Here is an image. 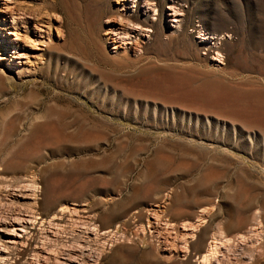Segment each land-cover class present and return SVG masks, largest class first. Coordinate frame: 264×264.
Instances as JSON below:
<instances>
[{"label": "rangeland", "instance_id": "obj_1", "mask_svg": "<svg viewBox=\"0 0 264 264\" xmlns=\"http://www.w3.org/2000/svg\"><path fill=\"white\" fill-rule=\"evenodd\" d=\"M158 75L183 79L150 92ZM220 84L264 90V0H0V119L17 118L0 264H199L213 238L210 264H264V131L200 99ZM47 111L52 143L13 164ZM59 241L91 247L50 254Z\"/></svg>", "mask_w": 264, "mask_h": 264}, {"label": "bare ground", "instance_id": "obj_2", "mask_svg": "<svg viewBox=\"0 0 264 264\" xmlns=\"http://www.w3.org/2000/svg\"><path fill=\"white\" fill-rule=\"evenodd\" d=\"M11 14L13 16V22H12L14 24L13 28L16 29L17 26H19V24L21 22L22 15H20L19 13L13 12V11L11 12ZM22 27L30 28V26H22ZM43 27H44L43 24H40V25L36 24V25H34L33 30L37 33H39V32L43 33V32H45V29ZM143 28H145V27L136 26V28H133L132 32L137 31V29H138V32H136V33H139L140 31L142 32V31H144ZM147 30H149V29H147ZM15 33H16V31L13 32L14 35H15ZM122 33H124V34H122ZM122 33L121 32L115 33V35L117 36V39H116V46L114 48L119 47V45H117V44H119V42L121 40L129 37V31L128 32H122ZM17 35L18 34H16V40H19L20 38ZM18 44H19V42H18ZM38 44H40V43H38ZM25 46L27 47V43ZM33 49H35V48H33ZM158 49H159L158 54L167 55L166 54L167 48L165 47V45L163 43H161L159 45ZM20 57L26 58V56H22V54L20 55ZM103 60L105 61L104 55H103ZM152 70H154L153 67H152ZM174 75H176V74H174ZM182 79L183 78H180L178 76L171 77L168 75L165 77H159V75H158V76L153 77L152 80H150L147 84L145 83L146 85H144V86L147 87L150 92H158V91L163 90V88H162L163 86H167L169 88L170 87L171 88H175V87L178 88ZM189 79L190 78L188 77L187 80H189ZM195 88H196V86L193 87V89L189 88L187 90L188 94L190 93V95H192L193 97L196 96L197 98H199V96H198L199 91H198V89H195ZM210 88L213 90V91H211V92H213V95L210 94L211 92L209 93L210 95H202L203 93H201L200 95H202V96L200 99L205 101L207 104H211V105H214V106H217L219 108L224 109V111H225L224 114H226V112H227L229 115H231L233 117H239V119L241 118L242 122H246V124L244 123L245 126H247V127H258L264 131V90L263 89H251V90L243 91L240 89H230L228 86L223 85V84H220L219 86L218 85L212 86ZM180 89H182V88H180ZM176 90L178 91V89H176ZM184 92H186V91H184ZM183 94H181V95L183 96ZM219 113H221V112H219ZM37 118H43V120L40 122H37V121L33 122L31 124V128L29 129L30 133L23 140L16 141L15 145L18 149H17L16 153L13 155V161H12L13 164L22 166V165H24L25 161H28V160L33 161L34 159H36V160L41 159L43 157L41 150L47 144L52 143L53 140H52V135H51L52 134L51 129L54 125L55 126L60 125L61 121L59 122V121L55 120L52 117V114H50V111H47L45 114H43L41 116H37ZM16 121H17V118H14V119H12L6 123L5 118L0 119V130L3 128V126H6L4 128V131H6V133H7V138L5 141H3V143H8L9 137H11L12 134L16 131V127H17ZM6 133L3 132L4 137H5ZM8 167H10V165ZM78 171H80V170H77L74 172H78ZM80 173L82 174L81 171H80ZM52 175L55 176L58 174L53 173ZM7 188H8V186H7ZM62 189H63V186L57 187V186L47 185L45 188V192H46V194H48V192L49 193H51V192L57 193ZM14 190L21 192L22 187L17 186L16 188H14ZM23 197H27V196H23ZM57 201H60V200L58 199L56 201H53V200H49L47 198L44 201V204L47 207H51ZM65 210H67V208H65L64 210L62 209V211L66 212ZM30 221L31 220H25V219L21 220V222H26V223H31ZM87 225H88V223H87ZM96 227L97 228H95V229H96V231H98L99 226H96ZM83 228H85V227H83ZM87 229H89V228L86 227V229H85L86 231H84V232L86 234L91 233V232L87 231ZM96 235L99 236L100 235L99 232H96ZM100 238H105V236L100 237ZM216 239H218V238H213L212 241L210 242V244L208 245V247L206 248L205 252H203L201 255L198 256L199 264H210L211 263L213 256H215L214 254L217 253L216 250L218 247L216 245H217L218 240H216ZM86 240H88V239H86ZM89 240H90V238H89ZM82 241H84V239ZM79 242H81V241H79ZM91 242H92V240L90 241V243ZM93 244H94V242H93ZM68 246L72 247V248H77L81 252L82 255H85V250L87 251V249L89 247H91V244H89L87 246H83L82 244L76 245L75 243H72V245H68L66 243V241H64V242L59 241L58 244H56V247L54 249L51 248L49 253L54 254V255L64 254V255L69 256V253H67V251L70 250V249H68ZM189 258H190V256L188 257V259ZM190 262L191 261L189 260L186 262V264H190Z\"/></svg>", "mask_w": 264, "mask_h": 264}]
</instances>
